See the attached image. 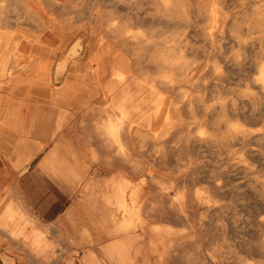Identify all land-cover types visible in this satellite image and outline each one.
I'll list each match as a JSON object with an SVG mask.
<instances>
[{"label": "bare ground", "instance_id": "1", "mask_svg": "<svg viewBox=\"0 0 264 264\" xmlns=\"http://www.w3.org/2000/svg\"><path fill=\"white\" fill-rule=\"evenodd\" d=\"M18 1L0 0V91L22 98L53 97L49 83L39 81L38 71L47 75L52 65V61L44 54L46 52L60 55L55 64V81L61 83L67 67L76 64L85 53L91 54L102 47L90 59L85 70L86 75L93 73L94 79L100 81L107 72L104 65L114 45L112 42H103V39L95 42L97 35L104 38L115 34L124 40L125 45L131 46L135 56H130L136 59L138 72L143 71L145 62L156 70L154 74L144 68L149 75L136 76L131 57L116 51L119 55L116 56L115 64H119V68L111 69L107 88L104 90L105 96H111L112 104L109 108L114 111L115 116L108 118L104 124H99L98 119L96 126L93 123L94 130L99 131L104 138V145H113L116 154L113 157L107 155L104 163L100 161L103 165L97 168L101 173L108 171L112 167L110 164L124 162L123 164L131 166L132 171H119V178L112 177L104 182L100 180L78 186L81 190L74 208L82 209L87 214L96 226L97 236L115 235L116 239L103 245L101 250L90 249L87 257H82L79 249L74 250L67 264H130L135 261L136 256L145 258V248L140 244L142 239L138 228L142 225L147 228L153 226L148 224V227L147 223L145 225L144 216L141 215L138 203L143 196H146V202L149 201L147 205L144 204L145 215L157 220L150 231L147 229L145 236L148 253L152 256L150 258L147 255L146 264H164L177 254L175 251L179 247L187 244L182 241L187 240L184 233L165 226L169 223L167 220L198 225L201 210L211 212L214 219H223L225 225L217 226L222 231L220 238L223 241L226 238L228 241L233 240L255 259L244 263L237 256L229 263L264 264V0H244L247 5L244 10L242 8V12L239 11L241 15H234L229 11L225 0H107L129 9L127 18L116 21L112 18L115 12L113 9L105 12L97 3L92 10L87 32L76 37V41L61 54V44L64 36H67V30L55 31L49 28V33L42 35L19 28L12 31L7 27V8L10 7V11L14 13L11 6H15ZM46 1L54 5L60 3L59 0ZM77 1L65 0L62 4L69 10ZM25 12L28 14V11ZM35 12V23L49 26L47 19L50 14L47 10L38 5ZM55 23L52 22L56 25ZM156 24L159 25L158 28ZM69 29L73 30V26L69 25ZM166 29L168 35H165ZM246 32L252 35V42L247 39ZM249 48L252 50L250 53ZM111 62H114L113 59ZM143 72L142 75L145 74ZM73 98L76 99L74 106L78 102L91 100L78 91L74 92ZM94 108L99 106H91L86 112ZM133 133L144 138L150 136V144L157 146L160 152L155 153L159 155L162 152L163 161L160 165L171 171L174 181L170 182L178 191L177 198L172 197L174 200L171 204L169 201L172 198H168L165 190L156 186L164 182L153 179L147 174L149 171L146 173L148 177H152L149 180L134 179L132 173L139 174L137 169L141 167L138 163H131L132 141L129 140V135ZM135 144L138 145L136 142ZM145 144L143 145L146 146ZM133 152L135 153L134 149ZM92 157L99 161L95 153H92ZM71 161L79 162L76 155H71ZM27 168L15 174L14 167L9 163L0 173V179L4 178L9 182L6 199L0 203V214L4 208V211L8 210L5 217H0V231L8 233L23 245L31 244L34 237L32 245L29 244L31 251L41 250L44 256L52 257L51 261L56 262L53 244L46 238L48 230L37 226L15 189V182L19 180L17 178ZM199 182L205 184V191L197 189ZM70 187L75 188L76 185ZM153 187L163 190L160 193L164 195L161 197H165V201L158 200L160 197L157 199L156 194H153ZM191 209L198 213L193 216ZM211 213L208 214L212 217ZM161 222L166 223L163 226ZM211 223L215 224L213 220ZM240 228H244L243 241L239 235ZM92 234L89 232L86 235V242L93 241ZM39 252L37 255L40 256ZM193 253L191 256L195 259ZM185 256L189 258L190 254L185 252ZM221 256L217 249L211 252L215 264H223ZM0 261V264H17L16 259L4 254Z\"/></svg>", "mask_w": 264, "mask_h": 264}, {"label": "crops", "instance_id": "2", "mask_svg": "<svg viewBox=\"0 0 264 264\" xmlns=\"http://www.w3.org/2000/svg\"><path fill=\"white\" fill-rule=\"evenodd\" d=\"M47 53L44 54L52 61V65L47 75L38 71L39 81L49 83L50 93L54 95L53 97L50 96L51 98L49 99L22 98L0 91V153L8 156V162L17 171L28 167L27 171L17 178L19 180L15 182V189L18 191V196L22 199L26 211L38 224L37 226L46 228L48 231L51 228L56 230L57 237L55 240L50 239L46 233L47 240L53 242L54 248L58 245L61 246V251L64 254L72 255L74 250L79 249L81 256L87 257L90 249L101 250L103 245L114 241L116 236H97L95 232L96 226L89 220L87 214L82 209L74 208L81 190L78 186L96 183L100 180L104 182L112 177L119 178L121 171L131 172L132 168L128 164L114 163L113 165L110 164V167H112L108 171H102L101 173L98 171V168L103 165L101 162L104 163L103 160H105L107 155L112 157V151L106 150L107 147L103 146L105 144L104 138L99 131L97 133L94 130V127L99 122V124H104L110 118L105 113V110L112 111V109L108 108L112 104V99L110 95L105 96L104 94L108 79L96 81L93 73L90 75L85 74L90 59L94 57L93 52L91 54L85 53L76 64L67 67L68 70L66 69L64 76L61 78V83H56L55 81L57 71L55 64L60 55L58 53ZM76 91L82 93L85 97H90L91 100H86L83 103L78 102L77 106H74L76 99L74 100L73 94ZM106 99L110 101V104L105 107L104 101ZM91 106H99V108H94L88 114L86 110ZM78 110L79 112H77ZM97 119L100 121L98 122ZM92 153L99 157V161L92 157ZM71 155H76L79 162H72ZM36 160V170L35 172H30ZM63 164L65 166L68 164L66 166L67 169ZM29 177H35L40 182L50 180L70 196L71 203L64 214L59 216L55 222L42 223L40 217L33 213L30 205V192L26 186ZM6 185H9L8 180H6ZM71 185H76V187L72 188L70 187ZM3 189L2 187L1 190ZM5 194H7V190H5ZM4 210L5 208L3 209L4 215L3 212L0 214L2 218L8 212L7 209V212ZM89 232H92L94 236L91 243L86 242V235ZM7 236L10 240L17 241L15 245L19 248L25 245L27 248L25 246L23 248L30 254L29 257H23L15 253V250L14 253L9 252V254L5 251L2 252L1 255H8L14 260L16 259L17 264H67L68 260L72 258V256L70 258L68 255L66 258L67 263H62L57 256L56 262L46 261L43 259L46 256L42 254L41 250L31 251L30 245L35 240L34 237L32 238L33 241L30 239V245H23L19 243V240L11 238L8 233ZM140 244L144 245L145 258L136 256L135 261L130 264H146L147 255L152 258L151 253H148L146 239ZM38 252L40 256L37 255ZM99 257L102 258L101 255ZM20 258H27V260H20Z\"/></svg>", "mask_w": 264, "mask_h": 264}, {"label": "rangeland", "instance_id": "3", "mask_svg": "<svg viewBox=\"0 0 264 264\" xmlns=\"http://www.w3.org/2000/svg\"><path fill=\"white\" fill-rule=\"evenodd\" d=\"M45 4V6H44V4H42V2ZM29 0V1H26V0H19L18 2H17V4L15 5V6H11V10L15 13H12L11 11H10V7H8L7 8V12H8V15H6V18L8 17L9 18V20L7 21V23H6V25H7V27L10 29V30H12V31H14V30H18V28L20 29V30H24V31H27V32H37V33H39V34H42V35H46V34H48L49 33V28H53V30H63V31H65V30H67L66 32H67V36H64L65 38H64V40H63V42H62V44H61V51H60V54L63 52V51H65L66 49H67V47L69 46V45H71V43L73 44V41H76V37H78V36H81V35H83V33L84 32H87V29H88V27H89V23L91 22V14H92V10H94L95 9V7H96V4L98 3V5L102 8V9H104L105 10V12H109V11H111L112 9L115 11L112 15H114L113 17H112V15H111V17L112 18H114L116 21H120L121 19H122V21H124L126 18H127V15H128V12H129V9H127V8H122L121 7V5L119 6V4L117 3H114V2H112V1H109V2H107V0H76L77 2L75 3V5H73V6H70V8H69V10L67 9V7H64V5L62 4V2H64L65 0H59V4H56V5H54V4H51L50 2H48V1H46V0ZM45 1V2H44ZM226 1V4L228 5V10L229 11H232L233 12V14L234 15H236L237 13L239 14L240 12H242L243 10H244V7L247 5V2L246 1H244V0H229V2H228V0H225ZM31 2V3H30ZM47 2V3H46ZM243 2V3H242ZM26 3H29V4H26ZM38 3H40V4H38ZM111 3V4H110ZM31 4V5H30ZM61 4L63 5V6H61ZM113 4V5H112ZM116 4V5H115ZM230 4V5H229ZM243 4H244V6H243ZM38 5H40V7L42 6L43 8H45L46 10H47V13L48 14H50L49 16H48V19H47V23H50L49 24V26H47L46 24H42V25H37L36 23H35V18H34V15L36 14V10H37V8H38ZM54 5V6H53ZM78 5V6H77ZM112 5V6H111ZM21 6V7H20ZM32 6V7H31ZM33 6H35V9L33 8ZM83 6V7H82ZM231 6V7H230ZM31 7V8H30ZM64 7V8H63ZM76 7V8H75ZM117 7H118V10H116L117 9ZM240 7V8H239ZM14 8H16V9H14ZM24 8H26V9H24ZM93 8V9H92ZM238 8V9H237ZM242 8H243V10H242ZM63 9H65V10H63ZM108 9V10H107ZM9 10V11H8ZM15 10H17V11H15ZM68 12H67V11ZM241 10V11H240ZM25 11H28V14H26L27 12H25ZM240 11V12H239ZM30 12H32V13H30ZM33 12H34V15H33ZM10 13H12V14H10ZM18 13H20V14H18ZM22 13V14H21ZM25 13V14H24ZM79 13H81V15L79 14ZM7 14V13H6ZM12 16H10V15ZM15 15H17L19 18H20V21H19V18L18 17H15ZM30 15H32L31 17H30ZM57 17H56V16ZM239 15H241V13L239 14ZM238 15V16H239ZM10 16V17H9ZM24 16V17H23ZM77 16H79V17H77ZM84 16V17H83ZM120 16H121V18H120ZM117 17V18H116ZM124 17V18H123ZM7 18V19H8ZM15 18V19H14ZM18 20H17V19ZM66 18V19H65ZM32 19V20H31ZM34 19V20H33ZM120 19V20H119ZM31 20V21H30ZM59 20V21H58ZM103 21L104 20H107V19H102ZM10 21V22H9ZM56 22L55 24L56 25H54V24H52V22ZM108 21H109V19H108ZM12 22H14V23H12ZM67 22V23H66ZM8 23H10V24H8ZM35 23V24H34ZM79 24V25H78ZM43 25H44V27H43ZM69 25H72L73 26V30H70L69 29ZM11 26V27H10ZM22 26V27H21ZM42 26V27H41ZM66 27V28H65ZM156 27L158 28L159 27V25H157L156 24ZM14 29V30H13ZM166 32H167V29H166ZM79 34V35H78ZM159 34H161L162 35V33L161 32H159ZM169 33L167 32L165 35H168ZM250 33H248V32H246V37H247V39L250 41V42H252L254 39L252 38V35L250 34ZM249 36V37H248ZM113 38V39H112ZM115 38V39H114ZM251 38V39H250ZM98 39V40H97ZM99 39H100V42L102 41V39L104 40L103 42H107V43H110V42H112V44L114 45V47H113V49H111L110 51H109V56H108V60H107V62L105 63V65H104V68H105V70L107 71L106 73H105V76H103L102 77V79H100V80H103V79H108L109 78V72L111 71V69L112 70H114V69H116V68H119V67H117V66H119V64L117 65V64H115V62L117 63V61H115L116 60V56L117 55H119V53L120 52H122V53H124L125 55H128L129 57H131L130 55H133V56H135V54L133 53V51H132V49H131V46H129L128 44L127 45H125L126 43H124V40H122V39H120V38H118V37H116V35L115 34H113V35H111V34H109V35H106V36H104V38H101V36H96L95 37V42H99ZM253 39V40H252ZM117 42V43H116ZM124 43V45H123V43ZM250 42H249V46H250ZM120 43V44H119ZM123 45V46H122ZM122 47V48H121ZM127 47V48H126ZM102 47H100V48H97V49H95L94 50V52H93V54H94V56L96 55V54H98V51H101L102 49H101ZM128 49V50H127ZM131 49V50H130ZM116 51H119V53L118 52H116ZM252 50L249 48V53L251 52ZM116 52V54H113V53H115ZM118 53V54H117ZM131 53V54H130ZM133 53V54H132ZM113 54V55H112ZM113 57H112V56ZM131 57V61H132V64H133V68H134V73H135V75L136 76H139L140 77V75L141 76H143V77H145L146 76V74L147 75H149V73H156V70H154V68H152L149 64H147V62H145L144 63V67H143V71H144V68L149 72H147L146 73V71H144L145 72V74H143L142 75V72L141 71H139L138 72V70L136 69V59L134 58V57ZM133 58V59H132ZM111 59H113V61L114 62H111ZM109 62V63H108ZM109 65V66H108ZM115 66L116 65V67H112V66ZM108 66V67H107ZM155 71V72H154ZM143 72V73H144ZM139 73V74H138ZM151 75V74H150ZM143 77H141V78H143ZM109 80V79H108ZM110 104V101H108L107 99L104 101V106H107V105H109ZM109 108V107H108ZM105 113H107L110 117L111 116H115V113H114V111L112 110V111H106ZM133 135V136H132ZM132 135H129V140L130 141H132L131 143V154H132V158L131 159H133V161H131V163L132 164H139V166L141 167V168H138L137 169V171L139 172V174L137 173H135V174H133L132 173V175H134L135 177H136V179H138V181H143V180H149L150 178H152L153 177V179L155 178V180L157 179L158 181H161V182H164L163 184H160L159 186L158 185H156L157 187H158V189H159V187H161L163 190H165V193H167L168 194V198L170 197V198H172V197H174V199L175 198H177V195H176V192H178L177 191V187H175V185L173 186V181H174V177L172 176L173 174L171 173V171H168L167 170V168L163 165H160V163H162V161H163V158H162V152H161V154H157L158 152H159V150H158V148H157V146H153V145H151L150 143L151 142H149L150 141V136H149V138H147L148 137V135L147 136H145V138L144 137H140V136H137V135H135L134 133L132 134ZM131 137H133V138H131ZM139 138H141V139H139ZM144 138V139H143ZM103 139V138H102ZM135 139V140H134ZM147 139H149V140H147ZM136 140H138V141H136ZM144 140H146L145 142H144ZM141 141H143V143L141 142ZM135 142L136 143H138V145L140 146L139 148H138V145L137 144H135ZM147 145H146V144ZM134 144V145H133ZM143 144H145L146 146H144ZM142 145L144 146L143 147V149L141 148L142 147ZM103 146H107V148L106 149H108V150H111L112 151V157L113 156H115V147L113 146V145H110V146H108V145H103ZM135 146V147H134ZM150 146H151V148H150ZM146 147H147V150H146ZM155 147V148H154ZM112 148H113V150H112ZM137 148H138V150L140 151V152H138V150H137ZM141 148V149H140ZM150 148V149H149ZM133 149H134V151H135V153L133 152ZM136 149V150H135ZM146 150V151H145ZM145 151V152H144ZM142 152V153H141ZM144 152V153H143ZM148 152H150V153H148ZM155 152H157V153H155ZM115 153V154H114ZM138 153V154H137ZM140 153V154H139ZM148 153V154H147ZM152 153V154H151ZM160 153V152H159ZM147 154V155H146ZM155 154H156V157H155ZM142 155H146L145 157H143ZM150 155V156H149ZM154 156V157H153ZM8 156L7 155H3V154H1L0 153V166H1V169H0V173H1V171H2V169H3V167L6 165V164H8L9 165V162H8V158H7ZM162 159H161V158ZM136 158V159H135ZM140 158L142 159V161H140ZM151 158V159H150ZM155 158H157V161H156V159ZM158 158H160V160H158ZM144 159V160H143ZM147 161H146V160ZM153 159V160H152ZM155 159V160H154ZM135 160H136V162H135ZM152 161V163H151V161ZM2 161V162H1ZM144 161V162H143ZM150 161V162H149ZM154 161V162H153ZM139 162H141V163H139ZM157 162V163H156ZM124 163V162H123ZM126 163V162H125ZM146 163V164H145ZM143 164V165H142ZM145 164V165H144ZM36 165H37V160L33 163V165H32V168H31V170H30V172H35V168H36ZM148 167H147V166ZM146 168H144V167ZM154 167V168H153ZM161 167V168H160ZM162 168H164V169H166V170H164V169H162ZM155 169H157V170H155ZM140 170H141V172H140ZM153 170V171H152ZM162 170V171H161ZM13 171L15 172V174H17V170H15V169H13ZM144 171V172H143ZM149 171V172H148ZM151 171V172H150ZM155 171V172H154ZM167 171V172H166ZM148 172V173H147ZM150 174L152 177H148L147 176V174ZM156 173V174H155ZM168 173H170V174H168ZM2 175L0 174V177H1ZM143 176V177H142ZM144 176H145V178H144ZM172 176V177H171ZM158 177H159V179H158ZM171 177V178H170ZM149 178V179H148ZM163 179V180H162ZM169 179V180H168ZM171 180H173V181H171ZM168 181V182H167ZM172 183H171V182ZM22 182H24V181H22ZM166 184H167V186H166ZM164 185V186H163ZM26 186H27V189H28V191L30 192V205L32 206V211H33V213L35 214V215H37V216H39L40 217V220H41V222L42 223H45V224H48V223H52V222H55L56 221V219L59 217V216H62L63 214H64V212L66 211V209L68 208V206H69V204L71 203V198H70V196L62 189V188H60L58 185H55L53 182H51L50 180H43V182H40V181H38L35 177H29V179L27 180V182H26ZM167 188H166V187ZM4 188L3 190H1V188ZM8 185H6V179H4V178H2V179H0V203L2 204V200L5 198L4 196L6 195L5 194V190H7L8 188ZM164 187V188H163ZM172 187V188H171ZM196 187H197V189H200L201 191H205V189H206V187H205V184L204 183H202V182H199V183H197V185H196ZM6 188V189H5ZM160 188V189H161ZM170 189V190H166V189ZM154 189L158 192V193H155V191H154ZM40 190H41V192H40ZM152 190H153V194L157 197V199L158 200H160V201H162V200H164L165 201V197L163 198V197H161V196H164V195H161V191H163V190H157V188L156 187H153L152 188ZM160 193V194H159ZM164 193V194H165ZM160 195V196H159ZM4 197V198H3ZM3 198V199H2ZM2 199V200H1ZM173 198L172 199H170V201H169V203L171 204L172 202H173V200H174ZM146 200V196H143L142 198H141V200L139 201V206H140V211H141V215H142V217L144 216V221H145V225H146V223H147V226H148V224L149 225H151V226H153L154 227V223H157V220L155 221V219L153 218L152 219V217H150V216H147V215H145V209H146V206H144V204L145 205H147L148 203L147 202H149V201H145ZM151 201V200H150ZM160 201L159 202H157V204L158 203H160ZM143 202V203H142ZM144 202H146V203H144ZM151 203V202H150ZM168 203V205H170ZM0 204V205H1ZM192 214H193V216L195 215V214H197L196 213V211L194 210V209H191V211H190ZM195 213V214H194ZM200 216H201V220H199L198 222H199V224L197 225V224H189V223H179V222H176L175 220H167L166 222H168L169 221V223L170 224H172V225H170L169 223H168V225H166L165 224V226H167V227H170V228H172V229H174V230H179V231H181L182 232V234L184 233V236H187V240H186V242H184V239H182V241H183V243L185 244V243H187L185 246L183 245V246H181V248L183 249V251H182V249L179 247L178 249H177V251H175V253H177V254H175V255H177V256H175V255H173V257L171 256L170 257V260H168V261H165V263L164 264H169L170 263V261H172L171 262V264H175L176 263V261H177V263L176 264H193L194 263V261H195V263L194 264H215L214 262H213V260H212V258H211V252L213 251V249L215 250V249H217L218 250V252H219V254L220 255H222L221 256V259L223 260V262H221V263H223V264H231V263H229V262H231L233 259H235L237 256H239V257H241L242 258V260L244 261V263H250V262H252V261H254L255 259L250 255V254H248L246 251H243L233 240L232 241H228V239L226 238L225 239V241H223L221 238H220V236H221V232L222 231H220V230H218V227L220 226V225H225V222L223 221V219H220V218H215L214 219V217H213V215H212V213L211 212H203V210H201L200 212ZM208 213H211V215H212V217L210 216V214H208ZM147 216V217H146ZM147 219V220H146ZM152 219V220H151ZM212 220H213V222L215 223V224H213V223H211L212 222ZM150 223H149V222ZM153 221H155V222H153ZM166 222H161L162 223V225L164 226V224L163 223H166ZM172 222V223H171ZM204 222V223H203ZM159 223V222H158ZM196 223H197V221H196ZM206 223V224H205ZM209 223V224H208ZM153 224V225H152ZM180 224V225H179ZM215 225H216V227H215ZM195 229V231H194V229L192 230V227ZM201 226V227H200ZM218 226V227H217ZM142 227V228H141ZM148 227H150V226H148ZM153 227H150V228H147V227H145V226H140L139 228H138V230H139V234H140V239H142V241H145V236H146V233H147V231L149 230L150 231V229H152ZM208 227H210V228H208ZM190 228V229H189ZM203 228H207L206 230L205 229H203ZM226 228V227H225ZM148 229V230H147ZM30 230V229H29ZM184 230V231H183ZM199 230H201V232H199ZM213 230V231H212ZM240 230H241V234L239 233V235L242 237V238H240L242 241L244 240V238H245V234H244V228H240ZM191 233H190V232ZM205 231L207 232V233H205ZM210 231V232H209ZM219 232V234H218V232ZM214 232V233H213ZM243 232V233H242ZM185 233H186V235H185ZM188 233V234H187ZM199 233V234H198ZM190 234V235H189ZM194 234V235H193ZM47 235H48V237L50 238V239H52V240H55V238L57 237V232H56V230L55 229H53V228H51V229H49V231L47 232ZM142 235H144V236H142ZM189 235V236H188ZM193 236H195V237H193ZM190 237V238H189ZM197 237V238H196ZM227 237V236H226ZM195 238V239H194ZM189 239V240H188ZM0 240H1V242H0V256H1V254H2V252L3 251H5V252H12V253H14V250H15V253H18V255H20V256H23V257H26V256H30V254H29V252L25 249V248H23V247H18L17 245H15V241H12V240H10L9 238H8V236H7V233H4V232H1L0 231ZM3 240V241H2ZM191 240V241H190ZM49 241V240H48ZM190 241V242H189ZM8 242V243H7ZM51 242V241H50ZM196 242H197V244H196ZM8 244V245H7ZM52 244H53V242H52ZM188 244H190V245H188ZM188 245V247H186ZM199 247H198V246ZM53 246V251H54V253L56 254V256H58L59 257V259L61 260V262L62 263H67L66 262V258L68 257V255L65 253H63L62 251H61V246H56L55 248H54V244L52 245ZM193 246V247H192ZM212 246V247H211ZM184 247V248H183ZM190 247V248H189ZM198 248V249H196V248ZM207 247H209V249L207 248ZM192 248H193V250H194V248H195V250H194V253L192 252L193 250H192ZM207 248V249H206ZM186 249H188L187 251H186ZM204 249H205V251H204ZM207 250H209V252L207 251ZM211 250V251H210ZM186 253H188V254H190V257L189 258H187L186 256H185V252ZM190 252V253H189ZM193 253V257L195 258V259H193L192 258V253ZM195 252H196V254H195ZM205 252H207V253H205ZM183 253V254H182ZM198 254V255H197ZM201 254V255H200ZM205 256H204V255ZM210 254V256H208ZM203 255V256H202ZM72 255H69V257H71ZM175 256V257H174ZM202 256V257H201ZM153 257H154V255H153ZM180 257V258H179ZM187 258V260H186V258ZM201 257V258H200ZM173 258V259H172ZM176 258V259H175ZM192 258V259H191ZM44 259L47 261V260H51L52 259V257H44ZM179 259V260H178ZM185 259V260H184ZM0 260H1V258H0ZM20 260H27V258H20ZM173 260H176L175 262L173 261ZM190 260H191V262H190ZM197 260H198V262H197ZM200 260V261H199ZM211 260H212V263H210L211 262ZM189 261V262H188Z\"/></svg>", "mask_w": 264, "mask_h": 264}]
</instances>
